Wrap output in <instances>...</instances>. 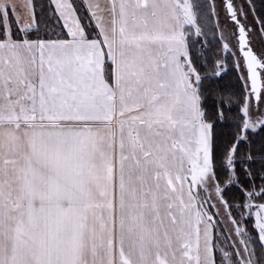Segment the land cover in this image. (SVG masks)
Returning <instances> with one entry per match:
<instances>
[{"label":"snow or ice","instance_id":"1","mask_svg":"<svg viewBox=\"0 0 264 264\" xmlns=\"http://www.w3.org/2000/svg\"><path fill=\"white\" fill-rule=\"evenodd\" d=\"M0 264H264V0H0Z\"/></svg>","mask_w":264,"mask_h":264},{"label":"trees","instance_id":"2","mask_svg":"<svg viewBox=\"0 0 264 264\" xmlns=\"http://www.w3.org/2000/svg\"><path fill=\"white\" fill-rule=\"evenodd\" d=\"M258 3H259V0H258Z\"/></svg>","mask_w":264,"mask_h":264}]
</instances>
